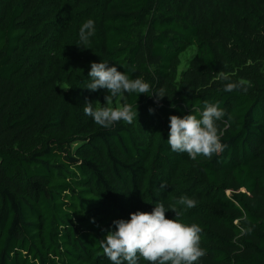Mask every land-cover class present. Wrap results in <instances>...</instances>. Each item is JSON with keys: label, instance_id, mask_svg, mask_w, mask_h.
<instances>
[{"label": "trees", "instance_id": "1", "mask_svg": "<svg viewBox=\"0 0 264 264\" xmlns=\"http://www.w3.org/2000/svg\"><path fill=\"white\" fill-rule=\"evenodd\" d=\"M93 62L151 85L112 100L137 106L132 124L84 114L108 94L86 88ZM205 101L227 147L192 160L169 117ZM159 202L202 228L197 264H264V0H0V264H112L113 221Z\"/></svg>", "mask_w": 264, "mask_h": 264}, {"label": "clouds", "instance_id": "2", "mask_svg": "<svg viewBox=\"0 0 264 264\" xmlns=\"http://www.w3.org/2000/svg\"><path fill=\"white\" fill-rule=\"evenodd\" d=\"M93 35L94 21L88 19L80 27L79 37L82 43H86ZM87 75L92 81L86 86L88 90L95 92L105 89L108 94L105 96V106L94 107L93 102L86 101L83 111L104 128H110L121 121L132 124L138 118L137 106L135 109L128 103L111 106L115 97L124 93L148 95L152 91L151 85L142 77L132 79L124 71H118L116 66L104 62L91 63ZM222 79L227 81L229 77L223 75ZM241 87L238 83L228 82L224 91L232 92ZM153 94L157 104L167 96L163 88ZM204 104L199 118L193 114L169 117L167 143L173 152L187 153L192 160L199 156L211 159L227 147L221 142V133L216 123L225 116L224 109L219 102L205 101ZM149 112L153 113L154 109L150 108ZM160 187L164 189L167 186L161 184ZM178 203L186 208H194L197 201L185 196ZM169 209L175 213L174 219L166 217ZM183 215V211L172 205L166 208L164 203H156L151 212L136 211L130 213L129 219L114 220V230H109L99 240V247L112 264H141V261L146 264H197L206 255V251L200 247V234L203 230L196 223L182 222Z\"/></svg>", "mask_w": 264, "mask_h": 264}]
</instances>
